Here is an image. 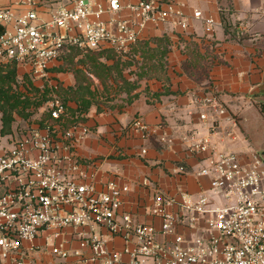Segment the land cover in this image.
<instances>
[{"label": "built area", "instance_id": "2783aa9c", "mask_svg": "<svg viewBox=\"0 0 264 264\" xmlns=\"http://www.w3.org/2000/svg\"><path fill=\"white\" fill-rule=\"evenodd\" d=\"M68 1L72 8H54L48 20L35 10L14 14L0 4V23L13 25L0 37V59L27 67L35 78H46L50 66L71 48L112 49L124 55L148 24L181 17L180 25L188 27L176 3L165 0ZM194 18L204 21L207 32L214 31L213 18L198 10ZM204 104L219 116L227 113L215 97L206 98ZM48 111L56 123L29 129L0 154L1 261L37 264L31 255L40 250L36 240L48 230L53 234L46 247L55 258L67 259L71 251L56 241L64 230L100 226L123 237L126 245L111 250L101 236L82 238L80 246L91 249L90 260L96 264H264V156L260 153L244 155L219 149L209 138H191L188 151L206 159L199 175L209 178L210 190L218 197L202 193L193 198L182 189L178 197H169L156 190L150 211L161 220L157 229L135 222L130 212H120L122 189L115 181L104 190L82 181L86 172L76 148L90 129L82 122L61 129L69 111L58 96L48 103ZM200 117L209 120L207 113ZM134 128L148 136L141 121H135ZM183 230L193 233L186 236ZM76 237L79 240V234ZM74 253L79 256V251Z\"/></svg>", "mask_w": 264, "mask_h": 264}, {"label": "crops", "instance_id": "0c3cea01", "mask_svg": "<svg viewBox=\"0 0 264 264\" xmlns=\"http://www.w3.org/2000/svg\"><path fill=\"white\" fill-rule=\"evenodd\" d=\"M127 1L137 3L138 0ZM172 2L182 11L188 27L180 25L181 17L157 26L148 24L129 54L122 57L126 62L122 74L128 82L136 83V87L124 85L120 89L113 79L105 86L84 65L77 64L76 69H72L74 83L64 88L59 81L60 75L69 68L65 66L56 71L64 64L63 58L50 66L46 78H36L34 85L40 91L45 88L44 91L49 92L46 81L48 86L60 87L64 94H69V90L78 87L76 70L89 76L87 84L95 102L85 114V124L90 132L76 148L79 164L86 172L82 181L92 182L99 190L115 181L122 189L120 212H130L135 222L157 229L161 227V220L150 211L156 190L164 196L178 197L182 189L193 198L210 190L209 178L199 175L207 165L206 159L188 151L191 138H209L219 149L233 151L237 148L235 130L238 127L246 139H252L250 135L254 133L264 136V0ZM181 3L186 5L178 7ZM0 4L14 14L35 10L45 20L50 18L54 8L73 7L68 0H34L33 4L27 0H0ZM195 10L215 20L213 32H207L203 20L194 18ZM123 14L128 16L129 12ZM0 24L8 30L13 27L12 24ZM113 62L110 59L107 63ZM18 73V77L31 76L24 66H19ZM95 82L99 83L97 88L93 85ZM208 97H215L227 113L219 116L208 110L204 104ZM66 105L70 116L62 130L79 111L76 100L70 99ZM36 112L31 128L42 129L47 123H54L49 116L41 125L43 114H49L48 101ZM203 113L208 114L209 120L201 119ZM138 120L148 128L146 138L143 131L134 128ZM14 124L12 133L5 135L10 139ZM238 149L237 152L244 155L255 152L243 147ZM183 233L189 236L193 232L183 230ZM52 234L53 230H48L37 238L36 247L40 250L31 255L37 264H96L90 260L91 249L82 248L79 242L92 235L105 239L111 250H123L126 245L123 237L100 226L94 229L69 227L56 240L64 242L65 248L72 253L63 260L55 258L50 247H46L47 238ZM159 240L165 239L159 236ZM52 243L50 241V245ZM76 251L79 256L75 255ZM123 261L128 262V256H124ZM0 264L12 262L0 260Z\"/></svg>", "mask_w": 264, "mask_h": 264}, {"label": "trees", "instance_id": "16d2710c", "mask_svg": "<svg viewBox=\"0 0 264 264\" xmlns=\"http://www.w3.org/2000/svg\"><path fill=\"white\" fill-rule=\"evenodd\" d=\"M165 1L172 2L173 0ZM5 31V26L0 24V37L5 33ZM111 52L115 53L110 56ZM117 54L119 56V53L112 49L82 53L78 49L71 48L69 50H66L62 55L61 58L64 59V64L62 65V67L57 68L56 71L62 70L65 66H67V68L69 69L75 70L77 64H82L88 69L90 73L98 77L105 86H107L108 83L113 79L115 83L121 85L119 87L120 89H123L124 85H131L132 87H136V83L132 84L128 82V80L123 76L122 70L124 67H126V62H123L121 60V57L118 58ZM126 54H129V52ZM80 55H82V57H79ZM105 55L113 59V64H108L107 62L101 60ZM78 57L79 60L76 61V58ZM19 66L21 65H18L15 62H9L5 67L0 66V112L2 113V127L0 131L2 136L12 133L13 124L16 120H18L17 116H20L21 118L31 117L32 114L29 115L28 113H26V111L31 108H34L35 111H37V109L48 100V91L45 90L42 94H40L39 92L41 91L34 86L28 74H25L24 78L30 81L29 87H31V89L26 85V83H24L27 89L26 92H22L18 89L20 86V82L18 80ZM76 75L78 79V87L76 89L69 90L68 96H63L62 98L60 96L65 105L70 99L79 102L78 113L75 114L74 111V114L78 116L74 117L73 121L67 124L66 127H69L74 122L86 123L87 118L85 114H87L89 108L95 103L91 99L93 94L89 90L87 84L89 81V76L86 73H83L82 70H76ZM120 81L122 82V84L120 83ZM14 86H17V89H14ZM57 91L58 93H61L62 88L59 87ZM39 94L43 95V97L41 98ZM49 116L50 113L48 114L47 112H45L43 114V122H41V125H43L44 122L47 121ZM51 120L54 121L52 118ZM47 124H51V122ZM47 124L45 126H47Z\"/></svg>", "mask_w": 264, "mask_h": 264}, {"label": "rangeland", "instance_id": "374dc122", "mask_svg": "<svg viewBox=\"0 0 264 264\" xmlns=\"http://www.w3.org/2000/svg\"><path fill=\"white\" fill-rule=\"evenodd\" d=\"M82 53H85V52H82ZM114 53L115 52H111V55L110 54H108V55L112 56V54H114ZM124 55H120L119 54V56H118V54H117L118 58L119 57L122 58V57H124ZM104 58L105 59H103V60H105L106 62H108L111 59V57H107V55H105ZM8 63H9V61L0 59V66L5 67ZM19 73H20V71H19ZM29 77L31 78L32 83L35 85V83H37V82H35L36 78L33 77L32 75L29 76ZM18 80L20 82V86H19L18 89L21 90L22 92H26L27 91L26 85L29 87V82L30 81L26 80L22 75H20ZM50 80H51V78H50ZM74 80H75V78H74V75H73V70L69 69L67 72H64L62 75H60V80L59 81L62 83L63 87L65 88V86L72 85L74 83ZM135 81H136V79H135ZM24 83H26V85H24ZM93 85H94L95 88H97L99 83L95 82V83H93ZM45 86H47L49 88L48 89L49 92H48V95H47L48 96V100H47L48 103L52 100V98L54 96H58V97L61 96V98H62L63 96H67V94H68V93L64 94L63 92L58 93L57 87H55L54 85L48 86L46 81H45ZM120 86L121 85H119V87ZM29 88L31 89V87H29ZM14 89H17V86H14ZM44 89L45 88L41 89L42 91L39 92V93L42 94L44 92ZM100 91H102V90L100 89ZM40 94H39V96L42 98L43 95H40ZM97 95H99V94H97ZM97 100H99V99H97ZM34 111H35L34 108L28 109V111H26V113H28L29 115L32 114V116L28 117V118H21L20 116H17L18 120H17L16 124H14L15 125V129H14V133L12 134V139H10L8 136H2L1 133H0V154L3 153L6 150L12 148V146L14 145L13 144L14 141L19 139L23 133H25L29 129H31L30 124H31L32 121H34L35 117H37V112L36 111L34 112ZM1 118H2V113L0 112V129H1V126H2ZM254 134L250 135L252 139H246V137L242 133L241 129L239 127L236 128L235 135L237 136V141L235 143V146L237 148H235L233 151L238 153L237 152L239 150L238 148L239 147H243L245 150H247V149L248 150H252V151L260 153L262 156H264V136L261 135V134H258V133H256L255 135ZM208 194H209V196L214 197V198L218 197V196H216L214 194V191H212V190H209ZM218 199L220 200L221 205H226V201L225 200H223L222 198H218Z\"/></svg>", "mask_w": 264, "mask_h": 264}]
</instances>
